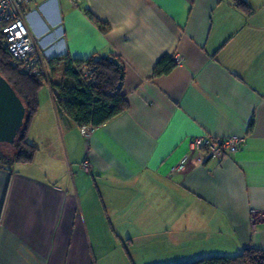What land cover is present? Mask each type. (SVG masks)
Masks as SVG:
<instances>
[{"label":"crops","instance_id":"obj_1","mask_svg":"<svg viewBox=\"0 0 264 264\" xmlns=\"http://www.w3.org/2000/svg\"><path fill=\"white\" fill-rule=\"evenodd\" d=\"M245 1L251 14L234 0L25 7L46 64L119 60L128 108L84 136L56 108L49 84L62 73L46 67L28 131L37 153L0 168V264H96L116 242L173 262L264 249V0ZM165 55L183 62L152 78ZM198 135L244 142L170 174Z\"/></svg>","mask_w":264,"mask_h":264},{"label":"trees","instance_id":"obj_2","mask_svg":"<svg viewBox=\"0 0 264 264\" xmlns=\"http://www.w3.org/2000/svg\"><path fill=\"white\" fill-rule=\"evenodd\" d=\"M234 1L238 10L246 15L251 14L252 9L245 0ZM88 15L101 27V23L91 13L88 12ZM175 65L172 57L162 56L156 62L151 77L167 74ZM52 66H57V70L62 73L58 82L49 84L56 108L78 127H98L127 110L128 102L122 92L124 67L119 60L93 54L86 59L52 58L46 67L49 69ZM0 74L14 88L26 107L23 126L14 142H0V168L10 171L18 163L32 162L37 153V147L27 140V135L38 111V93L45 76L36 77L16 64L3 44L1 34ZM174 264H264V249L248 247L232 257H204Z\"/></svg>","mask_w":264,"mask_h":264},{"label":"built area","instance_id":"obj_3","mask_svg":"<svg viewBox=\"0 0 264 264\" xmlns=\"http://www.w3.org/2000/svg\"><path fill=\"white\" fill-rule=\"evenodd\" d=\"M33 0H0V34L3 44L14 62L23 70L36 77H46V63L24 21V9ZM75 3L76 0H69ZM173 62L180 65L183 59L173 55ZM89 126H81V133L87 136ZM244 142L243 136L212 137L198 135L189 141V152L171 167L170 174L185 169L189 164L196 166L207 159L221 160L230 153L236 152ZM82 167L88 171L90 164L84 160ZM253 214V213H252Z\"/></svg>","mask_w":264,"mask_h":264},{"label":"water","instance_id":"obj_4","mask_svg":"<svg viewBox=\"0 0 264 264\" xmlns=\"http://www.w3.org/2000/svg\"><path fill=\"white\" fill-rule=\"evenodd\" d=\"M26 107L10 83L0 74V142L12 144L22 128Z\"/></svg>","mask_w":264,"mask_h":264},{"label":"rangeland","instance_id":"obj_5","mask_svg":"<svg viewBox=\"0 0 264 264\" xmlns=\"http://www.w3.org/2000/svg\"><path fill=\"white\" fill-rule=\"evenodd\" d=\"M48 74V73H47ZM27 140H30V137L27 135ZM40 144V143H39ZM111 251L103 255L102 257H98L96 264H174L171 260H159L154 256H149V254L145 253L142 248L139 246L129 245L126 243L125 245L119 242L102 245ZM168 262V263H167ZM181 262V261H178ZM190 262V261H187Z\"/></svg>","mask_w":264,"mask_h":264}]
</instances>
